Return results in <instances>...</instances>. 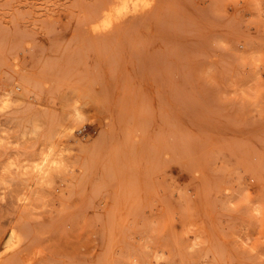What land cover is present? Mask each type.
Returning <instances> with one entry per match:
<instances>
[{"label":"rangeland","instance_id":"rangeland-1","mask_svg":"<svg viewBox=\"0 0 264 264\" xmlns=\"http://www.w3.org/2000/svg\"><path fill=\"white\" fill-rule=\"evenodd\" d=\"M126 1L0 0V264H264V0Z\"/></svg>","mask_w":264,"mask_h":264},{"label":"bare ground","instance_id":"bare-ground-1","mask_svg":"<svg viewBox=\"0 0 264 264\" xmlns=\"http://www.w3.org/2000/svg\"><path fill=\"white\" fill-rule=\"evenodd\" d=\"M126 3H128V0L126 1ZM126 3H125V4H126ZM123 5H124V4H123ZM136 6H137V5H136ZM121 7H122V6H121ZM122 8H123V7H122ZM133 9H134V8H133ZM127 10H128V9H127ZM122 11H123V10H122ZM125 11H126V9H125Z\"/></svg>","mask_w":264,"mask_h":264}]
</instances>
